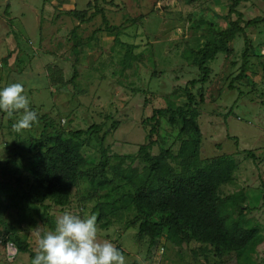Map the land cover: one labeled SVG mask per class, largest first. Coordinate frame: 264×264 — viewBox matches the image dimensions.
<instances>
[{
  "label": "rangeland",
  "instance_id": "1",
  "mask_svg": "<svg viewBox=\"0 0 264 264\" xmlns=\"http://www.w3.org/2000/svg\"><path fill=\"white\" fill-rule=\"evenodd\" d=\"M7 1L0 0V25L10 30L0 40V89L14 82L24 84L29 108L37 113L38 121L15 132L12 125L22 110L11 118L0 111V182L15 186L19 179L21 188L28 190L31 179L26 168L43 137L67 135L92 124L100 129L84 135L82 154L88 167L96 166L103 136L107 174H111L109 167L116 163V155L126 156L123 167L141 169L137 150L148 141L154 142L151 154L161 148L176 154L178 129L160 118L157 132L147 137L151 128L148 118L154 109L169 102L184 105L187 87L197 109L200 158L233 155L236 168L217 194L221 199L234 195L245 220L258 228L261 242L253 260L254 264H264V0L241 1L236 6L242 20L258 19L244 27L248 45L242 33L235 32L227 49L207 62V81L194 85L189 81L201 73L185 51L202 45L208 24L216 29L232 28L237 14L228 12L231 0H112L113 4L98 0L96 8L87 7L93 0H78L77 9L87 8L89 14L103 8L110 24H123L119 35L122 43L114 42L112 32H93L103 25L100 14L79 25L73 36L70 30L78 20L61 13L68 33L65 41L55 44L58 47L40 43L41 20L49 13L47 0H14L12 12ZM43 21L42 30H48L49 22ZM127 50L129 55L125 56ZM74 70L77 75L71 81ZM31 144L36 145L34 150H29ZM104 194L105 190L93 189L88 178H82L72 189L67 206H54L49 200L45 204L55 220L64 212L98 216L96 205L105 200ZM226 205L233 210L229 202ZM105 212V217L97 219L98 238L126 249V264H205L204 254L209 264H222L193 240L178 247L163 238L150 260L147 239L138 235L134 211L127 207L109 212L107 207ZM20 218L16 209L0 206V219L14 225L17 235L35 252L37 233L50 230L45 216L40 209L30 221ZM9 237L0 223V264H31L28 253L16 251L13 257L8 256L7 245H14Z\"/></svg>",
  "mask_w": 264,
  "mask_h": 264
},
{
  "label": "trees",
  "instance_id": "2",
  "mask_svg": "<svg viewBox=\"0 0 264 264\" xmlns=\"http://www.w3.org/2000/svg\"><path fill=\"white\" fill-rule=\"evenodd\" d=\"M102 1L113 4L112 0ZM241 1L246 0H231L229 5L228 12L237 14L231 22L232 28L216 29L208 24L202 45L185 51L192 56L201 73L199 78L189 81L190 85L207 81L210 71L207 62L218 52L227 49V41L234 37L235 32H241L245 45H248L244 27L256 24L258 19L242 20L241 13L236 10ZM97 2H88L87 7L96 8ZM86 9L64 12L78 20V24L70 30L73 36L80 23L89 22L100 14L103 25L93 32H112L114 42L122 43L119 35L123 24H110L103 8L94 9L89 14ZM76 45L79 44L72 46ZM130 46L127 45V48ZM126 55H129V50ZM76 75L74 70L71 81ZM184 91L187 98L184 105L174 106L173 102H169L165 107L154 109L148 118L151 128L147 137L157 132L160 118H165L169 125L178 129L180 143L176 154L170 148H161L157 154H151L154 142L148 141L140 144L137 150V158L143 163L141 169L130 165L123 167L126 156L116 155V163L109 167L111 174H107L103 136L100 138L101 156L96 166L88 167L82 154L83 141L86 139L84 135L97 132L100 125L92 124L87 129L72 130L67 135L57 133L44 136L26 168L31 179L28 190L21 188L19 179H16L15 186L0 182V206L16 209L20 219L28 221L41 209L45 216L44 222L52 230L56 220L47 211L49 204H45V201L49 200L54 206H67L74 186L80 179L88 178L93 189L105 190V200L96 205L100 209L97 219L106 216L107 207L109 212L130 207L134 211V220L138 222V235L147 239L150 260L163 238L178 247L193 240L203 245L205 251L209 249L210 253H206L217 257L222 264H254L253 253L261 242L258 228L245 220L242 206L235 205L234 195L221 199L217 194L219 186L230 180L236 160L233 155L200 158L201 132L195 118L197 109L188 88L185 87ZM35 147V144H31L29 150ZM246 152L251 155V152ZM228 202L233 210L228 209ZM0 223L7 229L9 240L17 251L28 253L33 259L35 252L17 235L14 225L8 226L1 219ZM115 246L124 253L118 244ZM204 255L205 264H209Z\"/></svg>",
  "mask_w": 264,
  "mask_h": 264
},
{
  "label": "clouds",
  "instance_id": "3",
  "mask_svg": "<svg viewBox=\"0 0 264 264\" xmlns=\"http://www.w3.org/2000/svg\"><path fill=\"white\" fill-rule=\"evenodd\" d=\"M29 103L25 86L20 82L0 89V111L11 118L22 110L12 125L15 132L29 129L38 121ZM31 264H126V259L112 242L98 238L96 214L81 217L64 212L56 218L54 229L43 235L37 233Z\"/></svg>",
  "mask_w": 264,
  "mask_h": 264
},
{
  "label": "crops",
  "instance_id": "4",
  "mask_svg": "<svg viewBox=\"0 0 264 264\" xmlns=\"http://www.w3.org/2000/svg\"><path fill=\"white\" fill-rule=\"evenodd\" d=\"M13 1L14 0L7 1V4L9 5V8H10L9 12H12ZM77 1L78 0H51V1L47 0L45 2V3L49 2V6H47L49 9L48 10L49 13H48V15L44 16L45 18L43 20H47V22H49V23H47V25L50 26V28L48 30L47 29L42 30V26L44 24V21L41 20V22L43 24L41 23V28H40V30H41L40 31V35H41L40 43H44V45L45 46L47 45L48 47L49 46L55 47L56 43H60V42H63L66 40V35L68 33L67 26L65 23L66 19H64L65 17H63V15H60V14L64 13L65 11H69L71 9H77L76 8V2ZM45 3L43 5L42 9L44 8ZM64 16H66V15H64ZM10 18H13V15L11 13H10ZM77 24H78V22H76V25ZM3 25H4L3 23H1V25H0V30L2 31V36L0 35V40H3L4 35L9 34V32H10L9 28H6V26L5 25L3 26ZM79 25L82 26L83 24L80 23ZM13 38H14V40H12V41H14V46L16 47V46H18V43L16 42V36L14 35ZM44 45H42V46H44ZM56 47H58V45ZM52 56H54V54ZM45 75H46V73H45ZM262 81L264 82V77H263ZM99 239L107 240L105 238H99ZM108 241H110V240H108ZM122 249H124V248H122ZM125 250L126 249H124L123 255L127 254V252ZM132 259H135V258H132ZM132 262H137V261H132ZM132 262H129V264Z\"/></svg>",
  "mask_w": 264,
  "mask_h": 264
},
{
  "label": "built area",
  "instance_id": "5",
  "mask_svg": "<svg viewBox=\"0 0 264 264\" xmlns=\"http://www.w3.org/2000/svg\"><path fill=\"white\" fill-rule=\"evenodd\" d=\"M262 53H263V57H264V49H263ZM263 89H264V82H263ZM16 251H17V249H16L15 245H13V244L7 245L8 256L13 257V255H15Z\"/></svg>",
  "mask_w": 264,
  "mask_h": 264
}]
</instances>
